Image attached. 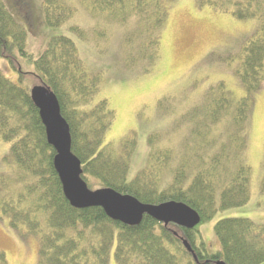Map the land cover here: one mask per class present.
<instances>
[{"label": "trees", "instance_id": "obj_1", "mask_svg": "<svg viewBox=\"0 0 264 264\" xmlns=\"http://www.w3.org/2000/svg\"><path fill=\"white\" fill-rule=\"evenodd\" d=\"M68 1H42L48 26L69 21L74 7ZM167 1L78 0L90 16L132 27L125 29L122 62L127 68L140 64L146 71L159 53ZM198 4L238 20L256 21L235 70L244 95L234 98L221 81L210 86L202 101L180 117L181 123H188L190 135L184 140L185 152L176 159L171 148L157 145L158 134H152L145 166L132 180L126 176L136 134L127 135L118 146L106 140L114 110L106 99L96 98L101 73L88 71L75 42L62 34L51 36L34 57L27 49V32L36 17L28 0H0V58L21 74L20 57L32 63L40 84L54 93L69 126L71 151L80 160L81 177L90 189L112 188L150 204L183 202L198 213L201 223L218 209L241 206L249 198L245 126L253 95L264 84V0H198ZM17 6L28 9L20 19L12 12ZM70 29L86 38L84 29L75 25ZM29 93L0 69V136L10 142V158L22 183L12 194L0 193V218L7 217L19 233L37 237L36 264H107L114 244L116 264H214L217 260L264 264V226L247 218L218 220L214 233L220 249L209 253L203 243L197 244V226L188 230L164 225L146 214L130 226L110 219L102 207L72 206L62 191L53 166L55 151ZM220 123L222 130L211 137L212 127ZM1 184L5 189L9 186L6 180Z\"/></svg>", "mask_w": 264, "mask_h": 264}, {"label": "rangeland", "instance_id": "obj_2", "mask_svg": "<svg viewBox=\"0 0 264 264\" xmlns=\"http://www.w3.org/2000/svg\"><path fill=\"white\" fill-rule=\"evenodd\" d=\"M28 1V8L36 17L27 32L28 51L37 57L51 36L70 37L88 71L101 73L96 98L106 99L114 110L106 140L118 146L121 139L135 132L136 150L131 156L127 180H132L145 166L150 151L148 137L152 134H158L157 145L171 148L176 159L185 152L188 123H181L180 117L202 101L210 86L221 81L234 98L244 95L235 70L240 62V49L254 33V20H238L229 13L201 6L198 0H169L166 3L168 14L160 33L159 53L146 71L140 64L127 68L122 62L125 29L131 26L92 17L78 0H69L74 7L72 17L58 27H51L43 20V0ZM23 11L28 9L18 6L12 9L19 19V15L24 16ZM71 25L84 29L86 38L79 37L70 29ZM19 62L23 74L14 70L4 58H0V69L30 92L40 82L33 74L32 63L21 57ZM252 104L245 126L247 147L244 151L251 167L249 198L241 206L218 209L210 219L197 225V244L203 243L209 253L220 249L214 225L222 218H247L264 226V84L253 95ZM222 125L212 127L210 136L217 137ZM15 166L10 158V142L0 136V193L7 190L12 194L20 190L22 183L17 179ZM1 180H6L10 187L5 189ZM219 199L220 190H217V204ZM114 250L115 244L107 264H116ZM37 259V237L19 233L9 226L7 217L0 218V264H36Z\"/></svg>", "mask_w": 264, "mask_h": 264}, {"label": "water", "instance_id": "obj_3", "mask_svg": "<svg viewBox=\"0 0 264 264\" xmlns=\"http://www.w3.org/2000/svg\"><path fill=\"white\" fill-rule=\"evenodd\" d=\"M29 94L38 108L47 142L55 151L53 166L61 182L62 191L72 206L102 207L110 219L130 226L139 224L144 214L164 225L172 223L188 230L200 223L198 213L183 202L172 200L150 204L112 188L90 189L81 177V162L71 151L69 126L61 115L56 96L42 84L33 88ZM185 246L191 251L187 244ZM214 264L226 263L217 260Z\"/></svg>", "mask_w": 264, "mask_h": 264}]
</instances>
